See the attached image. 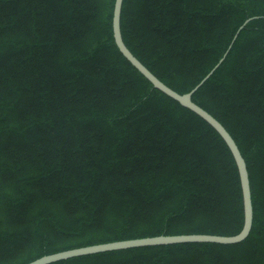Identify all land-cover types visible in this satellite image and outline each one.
<instances>
[{"label":"trees","instance_id":"trees-1","mask_svg":"<svg viewBox=\"0 0 264 264\" xmlns=\"http://www.w3.org/2000/svg\"><path fill=\"white\" fill-rule=\"evenodd\" d=\"M115 1L0 0V264L244 227L233 153L120 52ZM121 31L181 94L232 44L192 99L246 160L253 226L235 244L142 246L50 264H264V0H124Z\"/></svg>","mask_w":264,"mask_h":264},{"label":"water","instance_id":"water-1","mask_svg":"<svg viewBox=\"0 0 264 264\" xmlns=\"http://www.w3.org/2000/svg\"><path fill=\"white\" fill-rule=\"evenodd\" d=\"M123 1L124 0L115 1V8L113 15L114 38L120 52L137 70L140 71V73H142L153 84V86L156 89H159L160 91L171 97L172 99L179 102L182 106L198 114L200 117L206 120L210 125H212L226 141L231 152L233 153V156L236 160L240 173L242 190H243V199H244V227L239 234L233 236H222V235H211V234L160 235L154 237L129 239V240H121V241L90 245V246L70 249V250L46 255L28 264H50L60 260L82 256V255L96 254L101 252L129 249V248L142 247V246L167 245V244L187 243V242L235 244L244 241L251 232L253 226V219H254V208L252 202L251 182H250V176H249L246 160L243 157L236 141L234 140L232 135L228 132V130L224 127V125L219 120H217L212 114H210L204 108H202L197 103H195L192 99L193 94L199 89L200 86L204 84V82L215 72V70L224 61L229 50L232 47V44L229 46L228 50L225 52V54L219 60V62L215 65V67L201 80L199 84H197L190 92L181 94L175 91L174 89H172L171 87H169L168 85H166L155 74H153L131 52V50L125 44L121 31V13H122ZM255 18L257 17H252L247 19L240 26L233 39V42L238 37L240 31L252 19Z\"/></svg>","mask_w":264,"mask_h":264}]
</instances>
